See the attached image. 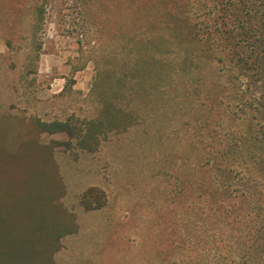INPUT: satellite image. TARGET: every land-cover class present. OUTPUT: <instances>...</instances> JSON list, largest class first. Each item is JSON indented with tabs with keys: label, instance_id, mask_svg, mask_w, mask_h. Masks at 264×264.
I'll return each instance as SVG.
<instances>
[{
	"label": "rangeland",
	"instance_id": "374dc122",
	"mask_svg": "<svg viewBox=\"0 0 264 264\" xmlns=\"http://www.w3.org/2000/svg\"><path fill=\"white\" fill-rule=\"evenodd\" d=\"M96 1L0 0V159L18 154L22 178L44 183L45 153L25 141L49 147L78 226L52 261L245 264L248 234H264V184L251 197L245 150L217 171L248 122L195 35L197 0ZM105 101L132 124L93 152L29 124L83 128Z\"/></svg>",
	"mask_w": 264,
	"mask_h": 264
},
{
	"label": "trees",
	"instance_id": "16d2710c",
	"mask_svg": "<svg viewBox=\"0 0 264 264\" xmlns=\"http://www.w3.org/2000/svg\"><path fill=\"white\" fill-rule=\"evenodd\" d=\"M197 5L195 35L204 38L214 51L220 85L233 88L236 103L244 107L242 113L248 122L245 134L220 151L217 171L229 176L233 173V156L247 151L255 176L249 175L245 183L251 197L257 196L264 184V0H197ZM29 124L40 134L66 133L79 148L93 152L108 133L125 131L132 121L105 101L98 118L83 128L71 126L69 121L48 124L34 120ZM25 142L45 153L41 168L44 183H28L22 178L31 174L23 170L18 154L0 159V264H55L52 256L60 250L61 239L78 229L76 217L61 203L65 188L52 150L31 139ZM258 204L250 203L249 214L260 215L263 208ZM262 226L248 234L251 254L245 264H264ZM261 252V257L256 256Z\"/></svg>",
	"mask_w": 264,
	"mask_h": 264
}]
</instances>
